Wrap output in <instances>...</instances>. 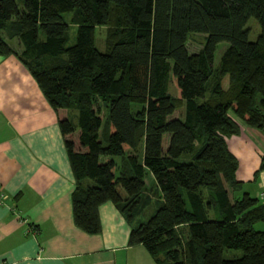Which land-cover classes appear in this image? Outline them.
I'll use <instances>...</instances> for the list:
<instances>
[{
  "label": "trees",
  "instance_id": "obj_1",
  "mask_svg": "<svg viewBox=\"0 0 264 264\" xmlns=\"http://www.w3.org/2000/svg\"><path fill=\"white\" fill-rule=\"evenodd\" d=\"M192 33L206 36L197 53ZM0 56L16 57L49 106L69 113L63 136L78 132L79 149L71 138L65 148L79 229L98 234L111 202L131 226L129 246L155 264H264V202L242 192L227 143L240 122L264 132V0H0ZM153 190L159 204L141 222Z\"/></svg>",
  "mask_w": 264,
  "mask_h": 264
},
{
  "label": "crops",
  "instance_id": "obj_2",
  "mask_svg": "<svg viewBox=\"0 0 264 264\" xmlns=\"http://www.w3.org/2000/svg\"><path fill=\"white\" fill-rule=\"evenodd\" d=\"M67 118L49 106L16 57L0 56V264H155L142 246H129L131 226L111 202L98 209V234L75 225L65 140L77 150L79 140L78 132L62 135L59 121ZM239 124L240 134L227 140L238 161L236 180L264 202V132ZM145 183L154 184L151 175Z\"/></svg>",
  "mask_w": 264,
  "mask_h": 264
},
{
  "label": "rangeland",
  "instance_id": "obj_3",
  "mask_svg": "<svg viewBox=\"0 0 264 264\" xmlns=\"http://www.w3.org/2000/svg\"><path fill=\"white\" fill-rule=\"evenodd\" d=\"M71 16H72L71 13L63 15L65 21L70 25L69 32H68L69 45H72L75 43L76 29H77V27H75L69 23ZM246 28L249 29V40L252 42L256 41V39L260 33V27H259L258 23L256 22V20L251 18L248 21ZM205 38H206L205 34H200V33L190 34L188 37V42H187L188 51L190 53H197L202 48V46L205 42ZM104 41H105V28H97L96 33H95V45H96L97 49L101 52L104 51V46H105ZM11 44L15 49L18 50L19 47H17L16 41L11 42ZM227 47H228V43H226V42H221L217 45L216 51L214 54V62H213L214 67H216L218 65L219 59H220L223 51ZM169 89H170V93L173 96H175L176 92H175L173 85H170ZM183 114H184V110H183V108H181L175 112L174 117H181ZM168 141H169V136L165 135L164 139H163V147L167 146ZM192 158H193V155L187 154V155H183L180 158V161L190 162L192 160ZM147 181L149 182V178H147ZM154 192H156V191L153 190L152 194H150L149 203H148L147 207L143 210L141 215L139 216L138 220H141V222H145L150 216H152L154 214L158 204H159L160 194L157 192L154 194ZM255 229L256 230H262L263 225L261 223H258V224H256ZM239 254L240 253H238V255ZM226 257H229V254Z\"/></svg>",
  "mask_w": 264,
  "mask_h": 264
},
{
  "label": "built area",
  "instance_id": "obj_4",
  "mask_svg": "<svg viewBox=\"0 0 264 264\" xmlns=\"http://www.w3.org/2000/svg\"><path fill=\"white\" fill-rule=\"evenodd\" d=\"M0 200H2V197H0Z\"/></svg>",
  "mask_w": 264,
  "mask_h": 264
}]
</instances>
